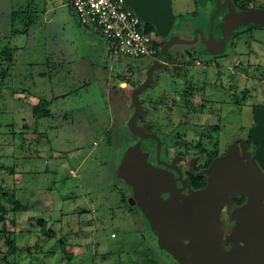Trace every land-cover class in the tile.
<instances>
[{"label":"rangeland","instance_id":"rangeland-1","mask_svg":"<svg viewBox=\"0 0 264 264\" xmlns=\"http://www.w3.org/2000/svg\"><path fill=\"white\" fill-rule=\"evenodd\" d=\"M198 1L172 0L174 13L180 16L182 12L190 11L188 14L193 17L190 20L192 28L198 21L195 8L202 7ZM28 2L31 3L32 9L40 13L38 25L29 38L24 37V34L14 36V30L23 28L20 21L14 24L11 22L12 13H25ZM61 3L66 5L57 12L63 11L67 17L63 16V20L58 18V22L57 19L53 23L44 22L42 9ZM69 6L68 0H0V35L6 38L1 40L3 42L0 43V49L5 48L13 38V45L24 43L26 40L30 49L27 52L35 55L41 63L46 62V55H52V61L47 62L45 67L47 72L50 67L52 71L48 75L46 73L45 77H34L36 84H30L33 85L32 91L36 92V99H49V106L41 108L46 111L49 109V117L42 114L45 110L39 111L36 116L33 107L16 97L19 93L15 92L17 81L13 70L2 87L0 187L10 194L15 192L17 199L26 208L16 215L11 212L12 204L5 201L8 204L5 218L1 217L0 211V264H180L172 253L174 250L164 243L168 235L153 236L150 229L154 220L150 216L148 219L150 211L146 208L148 213H144V206H139L141 202L148 200L147 203L155 204L150 206L160 219L164 215L163 203L158 201L160 196L156 191H152L151 187L143 185L142 178L135 176L133 162L137 160V165H144L149 162L148 155L140 145L135 147L136 150L130 147L124 149L129 144L124 145V134L133 108L132 93L141 83L143 76H138L134 71L123 70L128 66L121 71L118 65L112 67L111 61L124 63L127 58L113 56L109 51L111 43L108 44L107 51L101 45L103 51L100 54L92 49L93 46L84 44L80 54L84 55L89 50L91 56L87 54L88 57L97 64L94 68L91 63L78 66L77 61L71 65L70 70L59 65L60 59L55 55V46L63 44L68 47V31L74 26ZM53 14L52 12L49 16L53 17ZM203 25H206V22ZM60 31L66 33L64 38L60 37ZM94 32L89 33L82 28V34L99 41L95 34L97 32ZM99 36L105 44L104 36ZM252 37H256L252 49L258 54L253 61L259 57L264 66V32L259 31ZM202 42L205 44L203 40ZM243 46L244 41H241L239 49L242 50ZM192 48L190 47L189 51H193ZM244 50L252 51L249 46ZM250 54L252 55V52ZM5 60H0V63L3 64ZM131 60L147 62L144 59ZM232 62H236V56L229 61ZM110 66L115 71L110 73ZM228 72L227 69L222 71L220 85L226 81ZM186 75L188 78L195 76L209 81L203 73H183L181 77L176 76L178 83L174 87L177 93L183 92ZM217 77L219 76H213L211 79ZM128 78L130 80L126 81ZM232 78V83H242L239 75L233 74ZM249 85L250 89L254 88L252 81ZM54 91L55 99L68 92L65 102L60 98L57 105H52L50 99ZM144 93L143 91L140 98L147 96V93ZM157 93L152 92L149 96H156ZM224 97L223 93L219 96L222 99ZM176 100L178 99H175V102ZM248 102H245V114L251 115L253 101ZM229 104V101H226L223 105L219 103L215 106L219 108V112H223L226 111V106L230 108ZM170 116L172 121L167 120V123L169 129H174L175 124H181L182 117L176 112L172 115L170 113ZM236 122L237 116L231 112L229 123L235 125ZM162 123L165 124L166 121ZM210 123L207 122L206 125ZM182 125H185L184 121ZM225 138L227 135H222V140ZM228 152L232 155L231 150ZM153 168L160 176L164 172L156 166ZM163 177L167 182L170 181V189L167 190L169 195L180 199L175 196L179 193L177 181H172V175L166 174ZM152 183L157 190L166 184L159 186L155 176L152 177ZM250 184H245L244 187H253L256 192L254 188L257 187ZM128 196L135 198L139 205L133 206V203L126 199ZM183 221L188 222L185 216ZM9 239L15 240L18 246L12 255L7 254ZM230 248V244L226 245L227 250ZM212 250L211 246L204 248V251L211 253ZM196 258L206 257L197 255Z\"/></svg>","mask_w":264,"mask_h":264},{"label":"flooded vegetation","instance_id":"flooded-vegetation-1","mask_svg":"<svg viewBox=\"0 0 264 264\" xmlns=\"http://www.w3.org/2000/svg\"><path fill=\"white\" fill-rule=\"evenodd\" d=\"M197 3L202 7L195 8L198 21L192 28L190 11L179 16L173 12L171 0L175 19L167 36L160 35L155 29L156 56L144 59L147 62L128 59L127 63L118 65L120 71L128 66L123 70L143 76L140 84L150 79L144 90L148 97L145 96V100L140 98L142 110L133 121L134 133L129 127V121L135 114L134 106L128 117L124 145L129 144L124 149L143 147L149 163L164 171L161 172L164 176L172 175V181H177L184 195L206 187L208 176L202 173L210 170L213 161L228 155V150L234 157L240 156V161L256 159L255 152L260 144L254 143L250 130L258 124L257 110L264 108V66L259 57L253 61L258 54L252 49L256 43V37L252 35L264 32V0H199ZM250 10H259L260 15L255 21L240 23L235 18L237 13ZM241 41H244L242 50L239 49ZM246 46L251 48L253 57L251 52H245ZM190 47L193 51H189ZM234 56L236 62L229 63ZM226 69L229 71L226 81L220 85L219 79ZM192 72L205 74L209 81L186 75L183 92L177 93L174 87L178 83L176 76ZM233 74L239 75L242 83H232ZM216 75L219 77L211 79ZM251 81L253 89H250ZM152 92L158 93L149 96ZM221 93L225 95L223 99L219 98ZM173 95L176 97H170ZM175 99L179 101L176 103ZM248 100L253 101L252 113L249 111L251 115L245 114V102ZM226 101L231 104L230 108L226 106V111L219 112L215 105H223ZM174 112L181 115L182 121L175 124L174 129H169L167 120L172 121L170 113ZM231 112L237 116L235 125L229 123ZM197 118L201 119L197 121ZM164 120L165 124L162 123ZM183 121L185 125H182ZM207 122L211 123L206 125ZM225 134L227 138L222 140ZM169 182L167 187H170ZM169 196V192H162L163 198ZM129 197L126 199L130 202ZM246 201V195H239L233 199L230 208H222L220 217L228 226L225 234L235 226V221H231L232 212ZM133 206L137 207L136 204ZM228 244L226 241L225 245Z\"/></svg>","mask_w":264,"mask_h":264},{"label":"water","instance_id":"water-1","mask_svg":"<svg viewBox=\"0 0 264 264\" xmlns=\"http://www.w3.org/2000/svg\"><path fill=\"white\" fill-rule=\"evenodd\" d=\"M127 2L143 22L151 23L160 35H168L175 19L171 11V0ZM258 13L259 10H250L237 13L235 18L240 23H248L255 21L260 15ZM149 80L136 87L132 93L135 114L129 121V127L133 132H135L133 121L142 110L139 96L148 87ZM256 118L258 124L250 130V137L254 143L260 144L255 152L256 159L240 161L241 157L238 156V161L233 155L228 154L213 161L210 170L202 173L208 176L206 187L189 195H184L179 189L175 196H179L180 199L173 196L167 199L162 197L161 192H167L170 187L166 184L165 187L160 186L167 180L164 179V175L160 176L149 162L144 165L135 164L136 160L133 162L136 178H142L143 185L151 187L152 191H156L160 196L158 201L163 203L164 215L160 219L150 206L155 204L147 203L148 200L141 202V206L131 197L130 203L142 208L144 206V213L147 212L146 208L150 211V215L147 212L148 219L150 216L154 220L150 229L152 235H168L164 243L174 252L160 244L171 251L180 264H264V108L257 110ZM153 176L157 177L161 189L157 190L154 187ZM245 184L257 187L254 188L257 193L253 187H244ZM239 195H246L247 201L232 212L231 221H235V226L230 234L225 236L224 231L228 226L221 220L222 208L225 206L230 208L233 199ZM184 216L191 224L183 221ZM226 241L231 246L229 250L226 249ZM207 246L213 248V255L209 251H204ZM197 255L199 257L204 255L206 258L197 259Z\"/></svg>","mask_w":264,"mask_h":264},{"label":"crops","instance_id":"crops-1","mask_svg":"<svg viewBox=\"0 0 264 264\" xmlns=\"http://www.w3.org/2000/svg\"><path fill=\"white\" fill-rule=\"evenodd\" d=\"M31 3L33 4V2L31 1ZM31 3L28 2V7L27 10L30 6L31 8ZM69 3V7L71 10V19L74 21V26L72 27V29H70L68 31L69 34V41H68V47H65L63 44L59 45L56 44L55 46V55L58 59H60L59 61V65H62L63 67H67L68 70H70L71 65H73L74 62H78V66H84L87 65L89 63L92 64L93 68L95 67V65L92 62V58L88 57L87 54L90 55V51L88 50L84 55H81L80 52L83 51L84 49V44L87 43L88 47L89 46H93V50L96 51L98 54H100V52H102V48L101 45L104 46V49L107 51L108 50V44H110V42L104 38L103 39L106 41L105 44L104 42H102V38L101 36H99L97 33L94 32V30L92 31V29L89 28H84L83 26H81L80 22L78 21V18L72 8L71 5V0H68ZM63 5H66L65 3H61L58 5H52L50 7L45 6L41 13L44 14V22H49L53 23V21L55 19H57L58 22V18L63 20V16L67 17L65 15V13L63 11H58L57 10H62L64 8H62ZM53 14V17H50L49 14L51 13ZM57 12V13H56ZM59 12H61L59 14ZM57 14V16H56ZM49 17V18H48ZM56 22V24H57ZM79 25V26H78ZM53 28V27H52ZM82 28L85 29L86 31H88L89 33L94 32L98 37V40H95L93 38H88V36H86L84 33L82 34ZM34 34V29L29 33V34H24V37H31ZM60 37L64 38L66 33L65 32H59ZM100 37V39H99ZM107 43V48H105ZM18 47V49H15V53H14V63L12 66V70L13 73L15 74V79L17 81L16 85H17V93H19L16 97L18 99H20V101H23L24 104H26V102L28 103L29 107H34V105H36L40 100L45 99L48 100V98H37L35 97V93L32 91L33 84L35 81V78L40 76V77H45L46 73L47 75L52 71L50 68L48 70V72L46 71L45 67L48 65L47 62H51V58L52 55H46V62L45 63H41L40 60H37L35 55H32V53L27 52L30 51V49L27 47L26 44V40H24V43L19 42L18 45H16ZM111 46V45H110ZM25 51V52H24ZM109 51H111V47L109 48ZM91 56V55H90ZM81 59V60H80ZM128 58L126 59V61L124 63H127ZM80 61H83L82 63H80ZM122 61V60H120ZM112 62V67L114 65V68L116 65H122L123 63H118L117 61H111ZM126 65V64H125ZM40 66H42V68H40ZM112 67L110 66V73L112 71H115V69L112 70ZM39 68V70H38ZM35 77V78H34ZM107 85H108V80L106 81ZM22 92V93H21ZM25 93V94H24ZM67 93L65 94H61L58 96V98H54V96L56 95L55 91L53 92V96L50 100H52V105H57V102H59V99L61 98V101L65 102L66 98H67ZM54 98V99H53ZM26 101V102H25ZM62 102V103H63ZM59 105V104H58ZM33 109V108H32Z\"/></svg>","mask_w":264,"mask_h":264},{"label":"built area","instance_id":"built-area-1","mask_svg":"<svg viewBox=\"0 0 264 264\" xmlns=\"http://www.w3.org/2000/svg\"><path fill=\"white\" fill-rule=\"evenodd\" d=\"M81 25L93 28L111 43L113 56L128 59L154 58L156 32L148 31L127 0H71Z\"/></svg>","mask_w":264,"mask_h":264},{"label":"trees","instance_id":"trees-1","mask_svg":"<svg viewBox=\"0 0 264 264\" xmlns=\"http://www.w3.org/2000/svg\"><path fill=\"white\" fill-rule=\"evenodd\" d=\"M39 14H40L39 11H37L36 9L34 10L30 8V6L28 10H26L25 13H23L22 15L20 12L14 11L11 16V22L14 24L20 21L22 24L21 28L23 29L19 28V29L14 30L12 32V35L15 36V35L29 34L38 25V16H40ZM147 25H148V31H155V27L151 23H148ZM3 39H6V38L0 35V43L3 42L1 41ZM12 39L13 38H11V40L8 42L5 48L0 49V60L6 59L5 62H3V64L0 63V96H2V87L6 84L5 81L7 80V78H9V76H11L12 66L14 63L15 49H18L19 47V46L18 47L16 46L17 44L13 45ZM4 56H6L5 59H4ZM49 103L50 101L48 100H45V99L40 100L33 107L34 114L37 116L39 111L45 110L41 108L42 107L46 108L47 106H49L48 105ZM42 114L44 116H48L50 114L49 109H47V111L45 110V112ZM5 201L10 202L12 204L13 208L11 209V212H13L16 215L23 212L26 208L23 205V203L17 199L15 192L13 194L12 193L10 194V192H6L3 187H0V211L2 212V215H1L2 218H5L8 212V204H6ZM4 230L6 231V228H4ZM7 242L9 243L7 254L12 255L17 251V248H18L17 243L15 240H12V239H9ZM69 252H71L70 254L73 253L72 250H70ZM70 254L68 253V255Z\"/></svg>","mask_w":264,"mask_h":264}]
</instances>
